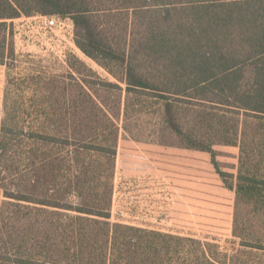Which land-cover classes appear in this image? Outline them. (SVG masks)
<instances>
[{
  "label": "trees",
  "instance_id": "trees-1",
  "mask_svg": "<svg viewBox=\"0 0 264 264\" xmlns=\"http://www.w3.org/2000/svg\"><path fill=\"white\" fill-rule=\"evenodd\" d=\"M23 15L70 21L108 76L80 62L81 77L9 78L0 264H252L243 247L264 257V226L250 239L240 215L251 205L264 222V0H0V65L16 66ZM184 153L207 156L234 192L239 249L113 222L119 171L177 179ZM149 188L133 190L142 214Z\"/></svg>",
  "mask_w": 264,
  "mask_h": 264
},
{
  "label": "rangeland",
  "instance_id": "rangeland-1",
  "mask_svg": "<svg viewBox=\"0 0 264 264\" xmlns=\"http://www.w3.org/2000/svg\"><path fill=\"white\" fill-rule=\"evenodd\" d=\"M39 16L23 15L15 21L17 33L14 41L18 61L14 68L0 65V124L5 116L4 98L10 77L15 79L30 77L40 72L44 73V70L53 75L69 74L68 72L74 71V75L81 77L89 72L81 68L80 62H85L96 73L104 77L108 76L104 68L76 48L73 43L72 23L52 29L44 28ZM81 69L83 71H80ZM26 93H30V89H26ZM147 135L150 139L149 131H146L145 137ZM220 148L221 166L225 169L231 168L232 164L227 160L230 159L232 148ZM194 153L188 155L184 153L188 159L182 162L183 175L175 176L177 179L165 178L158 172L133 176L119 171L116 176L113 222L144 224L163 232L201 239L215 237L223 249L230 252L239 249V240L233 236L235 194L215 173L208 157L201 153L196 159L195 154L197 156L199 153ZM236 162L235 160L233 163ZM142 187H150L148 192L150 196L145 203L144 214L139 212L141 208L140 204L136 203L138 199H133V190L135 194H139ZM128 192L131 193L128 195ZM3 200V190L0 188V204ZM240 215L245 223L244 228L247 227L244 234H247L248 238L252 239L262 233L263 219L256 216L251 205H242ZM241 250V260L245 262L257 264L264 259L260 251H252L244 247ZM255 258L257 260H254Z\"/></svg>",
  "mask_w": 264,
  "mask_h": 264
},
{
  "label": "built area",
  "instance_id": "built-area-1",
  "mask_svg": "<svg viewBox=\"0 0 264 264\" xmlns=\"http://www.w3.org/2000/svg\"><path fill=\"white\" fill-rule=\"evenodd\" d=\"M40 23L44 28H57L60 26H64L67 23L71 24L70 21H68L65 18L59 17V16H39Z\"/></svg>",
  "mask_w": 264,
  "mask_h": 264
}]
</instances>
